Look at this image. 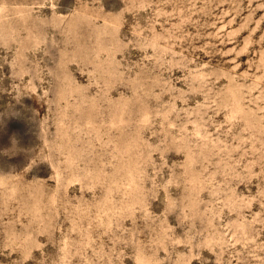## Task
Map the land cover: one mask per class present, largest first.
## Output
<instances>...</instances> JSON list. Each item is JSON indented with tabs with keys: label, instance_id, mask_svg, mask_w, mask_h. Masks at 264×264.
Segmentation results:
<instances>
[{
	"label": "rangeland",
	"instance_id": "1",
	"mask_svg": "<svg viewBox=\"0 0 264 264\" xmlns=\"http://www.w3.org/2000/svg\"><path fill=\"white\" fill-rule=\"evenodd\" d=\"M0 264H264V0H0Z\"/></svg>",
	"mask_w": 264,
	"mask_h": 264
}]
</instances>
